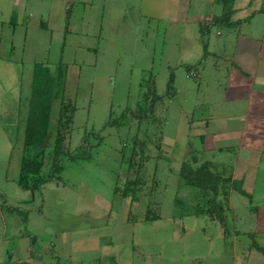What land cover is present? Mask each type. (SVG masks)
I'll use <instances>...</instances> for the list:
<instances>
[{
    "label": "rangeland",
    "instance_id": "374dc122",
    "mask_svg": "<svg viewBox=\"0 0 264 264\" xmlns=\"http://www.w3.org/2000/svg\"><path fill=\"white\" fill-rule=\"evenodd\" d=\"M126 1L133 6L141 4V12L150 16L139 17L140 9L132 14L127 11L125 16L116 12L111 17V28H107L100 40L99 35H92L95 34L93 25L86 27L92 36L80 32L85 26L78 19L74 27L78 33L69 36L63 50L61 39H54L49 42L48 56L36 58L50 64L52 69L60 60L66 64L65 101L74 108L67 148L71 152L78 150L86 136L91 145L85 154L82 150L76 154L78 159L62 157L61 174L39 194L44 201L41 209L45 210L55 234L66 229L75 242L70 248L52 235L56 262L233 264L236 258L237 264H243L247 257L243 252L248 251L252 258H262L253 243L262 242L254 232L257 229L255 209L264 200V161L257 183L247 182L250 198L240 194L242 182L232 188L237 191H233L232 204L226 211L227 236L217 221L190 213L194 209L195 193L181 183L178 173L182 162L188 161L185 147L188 120L192 115H187L182 108L192 107L200 82L189 78L184 64H179L182 24L160 18L158 5L163 1ZM93 12L86 11L88 15ZM216 31L212 30L211 39L215 38ZM175 77L184 96L179 104L165 94L167 84L171 78L173 84ZM152 85L159 99L153 101L155 94H152L146 102L144 94ZM151 104H154L153 113H150ZM58 108L59 101H55L54 119ZM129 109L132 112L122 118ZM108 121L114 124L106 126ZM98 134L102 141H98ZM52 141L51 138L46 144L48 158ZM193 141L194 147L199 148V140ZM175 145L177 149H171ZM135 153L137 163L143 156L148 174L146 193L137 192L135 196L138 202H132V195L123 198L114 192L116 186L122 190L126 185L129 164L122 162L123 156L131 161ZM83 155L90 157L84 159ZM217 155L232 158L234 154ZM49 163L46 160L50 167L51 158ZM154 169L157 170L155 180ZM12 172L11 176H17V170ZM128 175L131 177V172ZM154 186L153 193H147ZM147 208L160 218L143 221ZM236 230L242 233H234ZM104 245L108 247L104 254L110 258L101 253ZM97 249L99 253H95Z\"/></svg>",
    "mask_w": 264,
    "mask_h": 264
},
{
    "label": "crops",
    "instance_id": "0c3cea01",
    "mask_svg": "<svg viewBox=\"0 0 264 264\" xmlns=\"http://www.w3.org/2000/svg\"><path fill=\"white\" fill-rule=\"evenodd\" d=\"M124 1L125 6L119 4ZM162 1L158 5L160 18L182 24L179 64H184L186 70L192 66L188 72L193 69L199 73L196 79L200 84L192 107L182 108L192 115L187 118V160L194 166L212 163L217 172L231 176L235 183L242 182L241 188L249 194L247 182L257 183L264 161V0H234L232 16L224 24H215V18L224 11L222 0ZM168 1L174 4L167 6ZM137 9L139 17L150 16L141 12V4L133 6L126 0H0V264H59L53 234L62 245L71 248L75 244L66 229L55 234L45 210L41 209L44 202L39 197L41 191H24L18 184L33 66L46 63L36 58L48 54L49 42L54 39H61L63 50L69 36L78 33L74 30L78 19L85 26L80 32L89 35L86 27L93 25L92 35H99L100 40L112 26L111 17L116 12L125 16V12L132 14ZM86 11L93 13L88 15ZM213 29L217 31L211 39ZM175 80L177 77L173 83L175 95L168 99L179 104L184 96ZM58 114L59 108L54 119L52 110L53 126ZM54 134L51 131L47 142ZM193 140H199V148L194 147ZM171 149H177L176 145ZM228 153H233V157L217 155ZM46 160L49 163L47 153L45 172L50 164ZM11 170L12 173L17 170V176H11ZM233 191L237 190L230 191L229 207ZM9 206L21 208L26 214L11 211ZM255 213L254 234L262 240L259 245L264 248V200ZM106 248L104 245L101 253L110 258L104 254ZM258 253L262 258H252L249 251L243 252L247 256L243 264H264V255ZM233 264H237L236 258Z\"/></svg>",
    "mask_w": 264,
    "mask_h": 264
},
{
    "label": "trees",
    "instance_id": "16d2710c",
    "mask_svg": "<svg viewBox=\"0 0 264 264\" xmlns=\"http://www.w3.org/2000/svg\"><path fill=\"white\" fill-rule=\"evenodd\" d=\"M224 11L222 15L215 18V24H224L228 22L232 16V5L234 0H222ZM206 50V48H205ZM191 67H187L189 70ZM67 81V66L60 60L52 69L47 63H35L32 72L31 93L28 103V116L25 126L24 148L21 162L20 175L18 179L19 186L24 191L31 193L41 191L42 187L52 182L62 172L61 158L66 157L70 160L78 159L76 154L82 150L85 154L91 147L89 137L86 136L83 145L76 151L71 152L67 148V135L70 132L73 123L74 108L70 102L65 101ZM173 78L167 84L166 96L172 98L175 95V88L172 84ZM154 86H149L147 94H144L146 102L152 94H155L153 101L159 99V96L154 93ZM59 101V114L56 124L52 125V110L54 102ZM151 101V103L153 102ZM130 112L126 110L122 114L125 118ZM154 112V104H151L150 113ZM123 120V119H122ZM121 120V123L123 121ZM114 124L111 121L106 123V126ZM54 131L53 149L50 155L51 165L48 171H44V161L46 156V142L51 131ZM98 141H102L101 134L96 135ZM136 153L133 154L132 160H125L123 156L122 162L129 164L127 172V181L124 189L120 190L117 186L114 188L115 193H120L123 198L132 195V202H138L136 199L137 192L146 193V178L148 179L147 168L143 164L142 159L136 162ZM90 155H83L84 159H88ZM155 170V169H154ZM154 178L155 180V173ZM131 172V177L129 173ZM179 178L183 185H186L195 193L194 209L190 212L196 216H206L211 220L217 221L224 229L227 236L229 230L227 228L226 211L229 209V194L235 186V181L231 176H224L217 172L210 162H204L199 166H194L189 161H183L179 169ZM154 185V184H153ZM154 187H150L147 193H153ZM239 192L245 196H249L241 187ZM250 198V196H249ZM11 211H19L21 208L10 207ZM25 211L23 215H25ZM160 217L153 214L150 208L145 210L143 221L152 222ZM253 247L264 255V248L254 242Z\"/></svg>",
    "mask_w": 264,
    "mask_h": 264
},
{
    "label": "built area",
    "instance_id": "2783aa9c",
    "mask_svg": "<svg viewBox=\"0 0 264 264\" xmlns=\"http://www.w3.org/2000/svg\"><path fill=\"white\" fill-rule=\"evenodd\" d=\"M188 77L190 78V77H193V78H198L199 77V73L196 71V70H190L189 72H188Z\"/></svg>",
    "mask_w": 264,
    "mask_h": 264
}]
</instances>
